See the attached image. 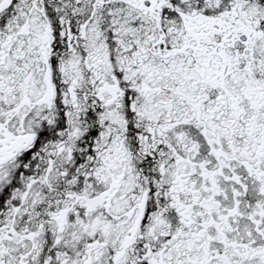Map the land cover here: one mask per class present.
Segmentation results:
<instances>
[{
  "label": "snow or ice",
  "instance_id": "6c2138e0",
  "mask_svg": "<svg viewBox=\"0 0 264 264\" xmlns=\"http://www.w3.org/2000/svg\"><path fill=\"white\" fill-rule=\"evenodd\" d=\"M0 264H264V0H0Z\"/></svg>",
  "mask_w": 264,
  "mask_h": 264
}]
</instances>
